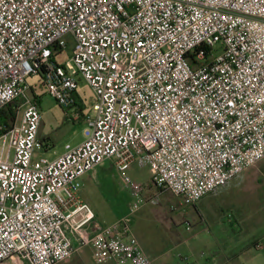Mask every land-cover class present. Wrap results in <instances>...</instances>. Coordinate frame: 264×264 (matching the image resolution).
<instances>
[{"label":"built area","instance_id":"2783aa9c","mask_svg":"<svg viewBox=\"0 0 264 264\" xmlns=\"http://www.w3.org/2000/svg\"><path fill=\"white\" fill-rule=\"evenodd\" d=\"M31 76L65 111L79 79L93 96L84 140L52 160L34 156L44 145ZM8 104L0 264H60L85 246L98 261L151 264L120 226L95 227L80 178L104 160L118 172L135 164L188 207L264 160V0H0V110ZM121 181L136 210L142 186Z\"/></svg>","mask_w":264,"mask_h":264},{"label":"rangeland","instance_id":"374dc122","mask_svg":"<svg viewBox=\"0 0 264 264\" xmlns=\"http://www.w3.org/2000/svg\"><path fill=\"white\" fill-rule=\"evenodd\" d=\"M71 47L72 43L69 42L66 49L58 55L59 62L69 58ZM212 53L216 56L220 51L215 47ZM37 82L38 79L34 76L27 79V84L32 87L29 95L38 99L40 114L38 135L44 145L43 149L34 151V156L52 160L64 153L65 145L73 147L84 140L86 117L93 116L91 110L93 96L85 82L79 79L76 88L79 100L72 107L75 110L73 112L70 108L65 111ZM75 116H77L76 120L73 118ZM90 175L89 181L81 187L80 195L90 196L88 204L95 215L94 222L102 227L120 226L121 229L127 227L131 231L134 230L142 236L141 245L151 259L156 253L148 240L163 237L167 225L171 226V222L175 224L176 232L182 240L190 241L194 247L196 241L208 242L218 238H231L239 243L244 241L243 244L256 241L258 238L264 245V160L246 169L239 177L230 180L223 187L206 195L195 206L182 208L177 207L181 199L166 192L162 195L156 193L152 201L137 203V209L132 210L136 199L123 185L121 178L127 176L132 182L141 185V197L146 199L147 188L151 187V174L146 167L133 164L126 171L118 172L109 160H104ZM155 190L158 192L157 189ZM155 190L152 188L149 194H154ZM170 206L175 209L169 210ZM203 207L208 210L203 212ZM240 213L247 217L241 225ZM125 219H128L127 223ZM186 224L190 231L185 230ZM249 225L253 228L248 227ZM221 228L226 230V235L220 233ZM120 235H124L123 230H120ZM243 244L237 245V248ZM157 250L160 253L158 248ZM260 252L264 253V247ZM190 253L192 252L188 248L170 246L167 251L165 249L161 253L162 261L166 264H180L178 256L182 255L187 257L190 263L196 264ZM7 262L5 261L4 264ZM10 264L22 263L14 258ZM152 264L158 263L153 261Z\"/></svg>","mask_w":264,"mask_h":264},{"label":"crops","instance_id":"0c3cea01","mask_svg":"<svg viewBox=\"0 0 264 264\" xmlns=\"http://www.w3.org/2000/svg\"><path fill=\"white\" fill-rule=\"evenodd\" d=\"M78 100L79 99H77V101ZM72 109L74 112L75 109L74 108H72ZM94 171H92L90 173H86L80 178V189L86 182L89 181V179L91 178L90 174L91 173L93 174ZM152 188H153V190L156 189L153 186V183L151 182V187L149 189L147 188V192H148L147 198L146 199H145V197L143 198L144 202H149V201L154 200V198L156 197L155 196L156 193L158 195H162V194L166 193V192H159V191L156 192V190H155L154 194L151 195V194H149L150 193L149 191L152 190ZM79 197L84 203H86L89 206V204H88V203H90V196L89 195H85V194L80 195V190H79ZM193 206H195V205H193ZM174 209L175 208L170 209V207H169V210H171V211ZM207 210H208V208H206V207L205 208L203 207V209H202L203 212H205ZM93 215H94V213H93ZM246 218L247 217L244 214L240 213V225H241V223H243L246 220ZM94 220H95V215H94ZM94 224H95L96 228L102 227V226L97 225L96 222H94ZM251 226L252 225H249L248 227H251ZM104 227H107V226H104ZM175 228H176L175 224L173 222H171V226L169 224L167 225V229L165 231L166 234L163 237H161L160 239H152V240L149 239L148 240V242H150L149 245L152 247V250H155V253H156L155 257L153 259L150 258L148 253L144 250V248L141 245L140 239L142 238V236H139L134 230L131 231L127 227H124L123 232L125 234L133 235L137 239V241H138L141 249L143 250V252L151 259L152 262L155 261L158 264H166L165 262L162 261V258H163L162 255L163 254H161V253L165 249L167 251V249L170 246L184 247V248L190 249V251L192 252V253H190V257H193V260H194V262H196V264H264V253L260 252L263 249L264 245L262 244L261 240L258 238L254 242L255 243L254 247L246 248V249H243V248H244V245H246L247 243L243 244L244 241H240V243H239L236 240H232L231 238H228V239H225V238L212 239V240H209L208 242L196 241L197 243H196L195 247L196 248L199 247L196 249L194 246L191 245L190 241L182 240V238L176 232ZM252 228H253V226H252ZM120 230H122L121 227L119 228V231ZM220 230H221L220 233L225 234V232H226L225 229L221 228ZM251 233L255 234V232H251ZM239 244H243V246L237 248V245H239ZM160 247H162V248H160ZM157 248L160 250V253L157 250ZM251 252H253V253H251ZM200 260H202V261H200ZM8 262L5 264L11 263V261H8ZM21 263L26 264L24 262H21ZM60 264H114V263L111 262L110 260H108L107 258L100 259L99 261L96 260L93 256L92 248L90 246H85V247L79 249L78 251H76L67 261H64ZM189 264H192V263H190V261H189Z\"/></svg>","mask_w":264,"mask_h":264},{"label":"trees","instance_id":"16d2710c","mask_svg":"<svg viewBox=\"0 0 264 264\" xmlns=\"http://www.w3.org/2000/svg\"><path fill=\"white\" fill-rule=\"evenodd\" d=\"M35 100L38 103L37 97H35ZM13 117H14V114L12 112L10 104L6 105L4 108L0 110V122L4 123L5 126H7V124H9L13 120ZM254 242L255 241H251L246 246H244L243 249L254 247L255 245Z\"/></svg>","mask_w":264,"mask_h":264}]
</instances>
